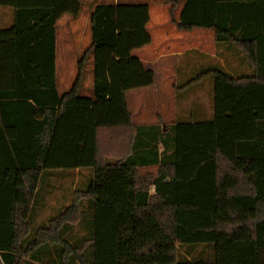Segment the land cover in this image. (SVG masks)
Masks as SVG:
<instances>
[{
	"label": "trees",
	"instance_id": "1",
	"mask_svg": "<svg viewBox=\"0 0 264 264\" xmlns=\"http://www.w3.org/2000/svg\"><path fill=\"white\" fill-rule=\"evenodd\" d=\"M82 1L0 0L13 13L0 27V264H264V0H185L178 19L165 0L177 30H213L218 50L192 52L202 62L177 84L181 101L208 81L211 119L182 112L167 131L159 118L135 124L127 103L155 81L132 56L151 42L147 5L97 4L91 46L59 93L56 24ZM75 170L88 179L37 224L43 194Z\"/></svg>",
	"mask_w": 264,
	"mask_h": 264
},
{
	"label": "crops",
	"instance_id": "2",
	"mask_svg": "<svg viewBox=\"0 0 264 264\" xmlns=\"http://www.w3.org/2000/svg\"><path fill=\"white\" fill-rule=\"evenodd\" d=\"M83 1H82V8L80 14L77 17L64 15L58 20L56 24V62L58 60V62H60L61 67L76 69L75 71V76H76L78 63L81 57L84 55V53L91 46V13L93 8L97 4H101V3L115 4V5L123 4L126 6L147 5L149 10V21L146 27L151 37V42L150 44L144 47L133 50L132 56L138 58L143 63L146 69L154 72L155 74L154 85L155 84L170 85L169 87L173 91V110H174L173 115L178 117L182 112H185V116L195 114L196 116H198L199 119H211L213 115V111H212V100L209 94V87H208L209 99H208L207 107L202 104V101L200 99L202 96L201 92H197V93L189 92V93H185L186 97L184 99H186L187 97H191L190 99H193L194 101H192L188 105V107L182 111L179 108L181 107V103H180V93L178 92L177 84L182 82L183 76H184L183 80H188L191 78L192 73H190V66L187 72H185V74L182 75V73H180L181 65H184L185 63V67H187L190 59L192 62L191 66H193L196 62H198L199 59L197 58V55H193L191 53L192 52L204 53L202 50L203 44L201 40H198V37L199 36L203 37L204 35L206 37L208 36L209 39H211L216 45L215 33L213 30L195 29L189 32L176 30L177 29L176 27L171 25V23L167 22L170 21L171 19L170 8L172 6V3H167L165 0H83ZM171 1H174L177 4L174 13L176 18L178 19L181 10L184 6L185 0H171ZM12 21H13L12 10L6 7H0V27H9L12 24ZM173 36H176L177 38L172 39ZM83 51L84 53L80 57L79 55ZM204 54L210 56L211 58H218L214 54L213 55L212 54L208 55L209 53H204ZM199 62H202V60L200 59ZM93 63H94V55L91 54L88 57L86 63V69L89 66V64H91L92 66ZM87 73L88 71L86 72V77H87ZM72 75H74V70ZM86 77L84 80L83 95L91 97L92 87L89 94L84 93L86 91ZM91 84H93V80ZM127 103H128V98H127ZM165 116L166 114L160 113L156 115V119L151 123H146V124L143 123L138 124L136 122L134 123L137 125H150L157 123V120L159 118L162 120L164 124V131H167L165 126L173 124L176 121L177 117L175 120L169 121L165 118ZM155 167L157 168V172H158V167L157 166ZM148 168H152V167H148ZM157 172L155 174H157Z\"/></svg>",
	"mask_w": 264,
	"mask_h": 264
},
{
	"label": "rangeland",
	"instance_id": "3",
	"mask_svg": "<svg viewBox=\"0 0 264 264\" xmlns=\"http://www.w3.org/2000/svg\"><path fill=\"white\" fill-rule=\"evenodd\" d=\"M167 22L171 23V21H167ZM171 25L176 27L172 23ZM176 36H173L172 39L177 38ZM198 40H201L203 44L202 50L204 53H209L208 55L210 54L216 55V53H218L216 45L211 39H209L208 36L207 37L205 35L203 37L199 36ZM83 53L84 51L79 56L81 57ZM226 58L227 59H222L221 63L228 71H231L234 74H239L240 72L244 71L245 67L243 65H240V62L237 58L227 55ZM56 66H57V73H56L57 88L59 93L63 94L70 88L72 82L74 81L76 69L63 68L60 66V62H58V60L56 62ZM180 68L182 70L186 69L185 63L184 65H181ZM73 70H74V75H72ZM87 71L88 73L86 77V91L84 93L89 94L92 87L91 84L92 80L96 74L95 63H93L92 66L91 64H89V66L87 67ZM169 86L170 85L168 84H155V85L153 84L143 88L131 89L127 92L128 105H129V109L131 110L134 116L133 117L134 122L138 124L151 123L156 119V115L160 113L166 114L165 118L169 121L176 119L177 116L173 115V111H174L173 91ZM208 87H209L208 81H202L201 85L198 86L197 88H190L193 89L190 92H194V93L201 92L202 96L200 99L202 101V104L205 105L206 107L208 106V99H209ZM190 98L191 97H187L186 99H182L180 101L181 103V107H179L180 110L182 111L185 110V108H187L188 105L192 101H194L193 99ZM141 172L142 174L145 173L155 174L157 172V168L152 167V168L142 169ZM88 177H89V172L86 170H82V171L75 170L73 172H68V173L65 172L64 174H61L60 181H55L54 184L55 190L53 191V193L49 194L50 196L43 194L44 204L42 207H37L35 212L34 219L35 221H38L37 224H40L41 223L40 221L46 222L48 217L57 214V212H59L58 208L61 205L63 204L68 205L71 201V195H72L71 191L74 190L75 188L77 189L78 185H80L81 182H85L88 179ZM48 188L50 187L43 185V189H48ZM33 226H35V223H33Z\"/></svg>",
	"mask_w": 264,
	"mask_h": 264
}]
</instances>
